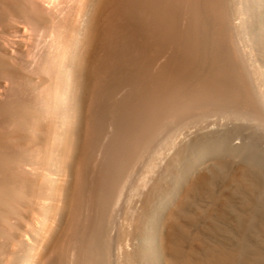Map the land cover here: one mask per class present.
<instances>
[{
  "label": "bare ground",
  "instance_id": "bare-ground-1",
  "mask_svg": "<svg viewBox=\"0 0 264 264\" xmlns=\"http://www.w3.org/2000/svg\"><path fill=\"white\" fill-rule=\"evenodd\" d=\"M95 2V6L109 9L104 22H94V9L82 26L83 7L79 8L77 0H0V91L11 96L0 100V264H161L157 233L154 242L137 236L138 262H123L113 255L116 248L120 253L125 247L119 230L113 232L118 227L116 219L130 211L126 198L131 187L126 182L143 162L147 147L163 142L158 137L171 123L183 120V126L190 129L211 123L210 118L243 123L240 130L244 133L239 132L254 137L246 141L258 137L264 146V55L255 54L252 39L259 37L257 23L264 26V19L245 23L247 10L241 0ZM93 43L98 49L92 53ZM162 52L168 53L166 61L154 66V59ZM79 75H84L83 87L75 89V96H66L65 86ZM37 78L49 82L38 84ZM24 83L44 99V105L25 102L29 90ZM121 88L125 92L118 94ZM57 94L62 95L60 101ZM51 96L54 100L47 103ZM83 104L87 116L81 120L83 134L78 135V112ZM50 108L62 121L69 119L66 127L52 133V141L48 138L52 119L45 115ZM235 123L239 129L240 124ZM109 124L111 130L103 142ZM239 132L235 137H246ZM235 137L225 138L223 144L230 157L256 149H252L255 142L248 143L247 150L245 139L235 146ZM98 150L101 155L96 160ZM62 173L73 176L64 187L54 177ZM142 176L138 177L140 205L144 208L150 199L153 204L149 208L158 218V197H145ZM248 184L264 194V179L259 175ZM61 196L63 204L53 206L50 199ZM246 201L253 204L250 196ZM56 210L63 212L59 219L56 216L59 221L52 218ZM26 212L32 217L27 218ZM143 219L139 214L141 227ZM240 220L244 230L241 243L250 232L261 237V245L231 250L212 246L202 262L185 257L179 264H264V216L248 223ZM53 221L59 222L58 227ZM154 226L158 230V221Z\"/></svg>",
  "mask_w": 264,
  "mask_h": 264
},
{
  "label": "rangeland",
  "instance_id": "rangeland-1",
  "mask_svg": "<svg viewBox=\"0 0 264 264\" xmlns=\"http://www.w3.org/2000/svg\"><path fill=\"white\" fill-rule=\"evenodd\" d=\"M95 1L96 0H91V1L85 0V2H83L81 0L80 1L77 0V4H79L78 5L79 8L81 9V7H83L81 10L82 15L80 18V23L83 24L82 26L86 25V19L89 17L91 12L93 14L92 10H94V9H95L94 15H96V10H97V15H96L97 17L94 16V22L96 24H102L104 22L107 14H108L107 12H109V9L106 6H103V7L100 6L102 8H100L98 6L100 9H102V10H99V8L97 7V4L95 6V3H96ZM241 1H242V3L244 2L243 7H245L244 8L245 11L247 10L246 11L247 17H245V18H247L248 22L245 19V23L249 24L251 22L262 21L264 19V0H249V1L241 0ZM257 1H259V2H257ZM86 2H88V3L86 4ZM81 4H83L86 7H84ZM105 7H106V9H104ZM100 11H101V13L99 14L98 12H100ZM257 24L259 26V28H258L259 30L257 29L256 34L259 33L258 35H259V37H262V39L259 40V37H256V36L255 37L253 36L252 39H253V42H255L254 43L255 54H257L259 57H263V55H264V36H262L261 34L264 33V26L261 25V22H258ZM255 32H256V30H255ZM97 49H98L97 44L93 43V45H91V52L93 53ZM167 56H168L167 52L160 53L155 58L156 61H155V59L153 61L154 66L160 65L163 62H165L166 60H164V59H167ZM156 62H157V64H156ZM76 78H78V79L76 80ZM83 79H84V75H79V77L75 76V82H72L71 83L72 85L71 84H69V85L64 84V86L66 85L65 89H64L65 95L67 96V94H68V95L75 96L74 94L78 91L75 89L83 87L81 85V81ZM38 80H39V83H38ZM1 81L6 82L7 79L1 78ZM36 82L38 84H40V83L43 84L44 82L48 83L49 81L46 78H43V79L37 78ZM11 83L12 82H10V84ZM76 83H77V85H76ZM70 85L73 87H71ZM24 87L29 90V93H27V95L25 96V102L27 104H29V105H31V104H42L41 102H43L42 105H44V99H42V97H41V99H39L38 97H40V96H38L35 92L30 90L31 86L29 83H24ZM123 88L125 89V87H123ZM124 89L121 88L118 91V94L121 93V90H122V94H123L125 92ZM61 91H63V90H61ZM61 96L62 95L57 94L56 97H57L58 101L61 100ZM9 97H11V96L9 94L5 93V90L0 91V100H5ZM54 97L55 96H51L49 100L46 99L47 103L54 100ZM39 100H40V102H39ZM57 108H58V106H57ZM86 109H87L86 105L83 104L80 108V111L78 112V118L80 119V122L78 123V125L76 124L77 125L76 126V133L78 135L83 134V126H81L82 125L81 122L83 120H85V118L87 116V110ZM54 113H55L54 110H51V108L45 112V115H46V117H48V120L50 121L52 119L49 122L51 124V127H52V129H51L52 132L48 137L50 141H52V135L55 134L53 132H55L56 129H62L63 127H66L67 124L69 123V119H65L62 121L60 116L57 114H54ZM210 119L212 121L211 123H208L206 121V122H203L202 124H200L201 126L200 125H198V126L192 125L190 127V129L187 127L185 128L183 126V122H184L183 120L179 121V124H178V122H176V124L171 123L168 127H169L170 132H172L174 130L173 135H172V133H170L168 131V127H167V129H166L167 131L166 130L163 131L158 137V141H160V140L163 141V142H161V143H163L162 146L161 147L159 146L160 148H156L157 144L161 145V143L157 142L154 144V146L151 145V149H149V147H147L148 148V150L146 149L147 153L145 152L146 150L144 151V153H143L144 157L143 158L145 160L143 159V162H145V164H143V162L140 163L141 165H143V167L141 165L137 164L138 165L137 170H134L131 172V174H132L131 175V181L126 182V185L128 184V187L129 188L131 187L130 188L131 191L127 195L126 199H127L128 203H130L129 205L132 208L130 207V211L129 210L127 211V213H126L127 215L122 214L121 217L119 216L120 218L118 217L119 218L118 220L116 219V224L118 225V227L116 228V230L113 233L115 234L116 231L119 230L118 232L121 233L120 236H122L121 239L124 241L125 247H124V250H122L123 252L121 251L120 253H118L117 248L115 249V252L113 253L115 258L117 257L118 259H120L123 262L127 261L129 259H132V262H133V260L138 262L139 256L137 257L136 255H138L137 252H138V248H139L140 238H144V240H146V242H149V241L154 242V240H152V239H154V236L156 235V233H157V238H158L157 241H159L158 247H159L160 252H161V264H175L174 262L179 264V262L181 263L182 259L185 257H187L188 259L193 260V261L202 262V260H204L206 257L205 255H206L207 249L211 248L212 246L222 247L224 249L227 248V249L231 250V249H235V247L247 249L248 247L250 248V247L255 246V245H261V243H260L261 237L257 238L256 235H254L253 233H250V232L246 233V241L245 242L243 241L241 243L240 237L244 234V230L239 226L238 219L239 220L243 219L240 221H243V223H248V222L254 221L253 219H257L261 216H264V212H263L264 201H262V200H264L263 199L264 194L261 192V190L258 191V189L257 190H254L252 188L250 189L249 188L250 186L248 184L257 175H259L261 178L264 179V158L262 159V157H261L262 154H260L259 157L257 155L258 153H263V157H264V146L262 145V142L260 139H258V137H255L254 140L252 139L254 142L252 140L251 141L248 140L249 142L246 141L247 139H251L254 137H247V135L242 134V133H244L243 132L244 130H240V129H241V127L243 129V126L241 125L243 123L240 124L239 121H235V120L232 121V119L227 120V121L223 120V122H222V120L219 119L220 120L219 121L216 118H210ZM235 122L240 124L239 129H238V127H235V126H238V124L236 125ZM228 123H229V126L226 125ZM173 124L175 125L176 129H173V127H174ZM78 127H79V129H78ZM170 127L172 130L170 129ZM234 127H235L236 131L233 130ZM110 130H111V125L109 124L106 132L103 135V138H102L103 142H105L108 139ZM239 131H241L242 133ZM236 132H239L240 134H242V136H246V137H242V139H238L234 135V133L236 134ZM161 136H164V137H161ZM232 136L235 137V138H233V141H235V143H234L235 146L236 145L239 146L240 143L242 144L243 143L242 141L245 139L244 141H246V142L243 144H245V148L247 150L249 148H247L246 145H249L248 143L252 144L255 142H256V144L252 145V149H255V148L256 149L252 150V152L250 151L248 153H247V150H245L247 154H245V152L244 153L240 152L242 154H241V156L239 155V157H237V158L235 157L236 154H234L235 155L234 157H230L231 153H229L223 149V144L225 142V138L227 139L228 137H232ZM167 137L170 139H168ZM215 144H219L220 146L214 147ZM51 145H52V142H51ZM238 146H237V148H238ZM254 146H256V147H254ZM250 147H251V145H250ZM210 148H211V150H210ZM201 150H205V151H201ZM223 150H224V152H223ZM240 150L241 149H239L238 151H240ZM250 150H251V148H250ZM210 151H212L211 155L209 154ZM256 152H257V154H254ZM213 153L215 154L214 156L212 155ZM233 153H236V152H233ZM237 154H238V152H237ZM252 154L257 155V157L255 156L257 160L255 159L254 155H252ZM100 155H101V153L98 150V153L95 155L96 160H98L100 158ZM226 155L229 156L228 161H230V163L226 160V158H225ZM250 155H252V158L250 157ZM212 156H213V158H211L209 160V158ZM214 157H216V158H214ZM248 157H250V158L248 159ZM222 158H223V160H221ZM54 159H55V161L58 160L57 158H54ZM246 159L250 160V162ZM259 159L261 162L263 160L262 164L258 163ZM235 160L237 161V163ZM241 160L243 161V163H240ZM226 161H227V163H226ZM246 161H248L250 164ZM252 162L254 164L256 163V165L253 164V166H255L253 168H255V169L257 168L258 169V170L256 169L257 171L252 168V166H251ZM215 163H216V165H215ZM217 163H218V165H217ZM239 163L242 166H240V165L238 166ZM55 164H56L55 162L51 163V167L53 166L52 168H54V169L56 168ZM209 164H211V165H209ZM245 164H247V165H245ZM257 164H260L262 167L259 165V167H260V169H259ZM236 165L238 167H236ZM210 166L213 170L209 169ZM219 166L222 168V170ZM229 166H230V168H229ZM226 167L228 168V170L226 169ZM135 168H136V166H135ZM135 168H133V169H135ZM139 168L142 172L141 175H143L142 180H141L142 182L140 184L142 187L141 188L142 191L145 193V197H146V195H149V198H151V200H155V199H152L153 197L154 198L158 197V198H156L157 200H159V206H160L159 210H158V218L157 217L155 218L152 215V210H151L152 206L151 205L153 204V202H152V204L149 203L150 199L148 197H147V199H149V201L146 199V202L147 201L148 202L145 204V205L148 204V206L144 205V208H142L143 206L140 205L141 197L139 196V193H138L139 192V189H138L139 188V184H138L139 178L138 177H141V175L140 176L138 175L139 171H140ZM215 168H217V169H215ZM66 170H68V169H66ZM243 173H245V174L243 175ZM67 174H69V173H62V174L54 175V177L57 180V183L59 185L64 187V186H67L72 181L73 176L69 174V176H70L69 177ZM246 174H247V176H245ZM58 176H61V178L59 177L60 181L58 180ZM241 183L243 186H241ZM238 184H240V185L238 186ZM246 184H247V186H246ZM49 185H47V186H49ZM136 186H137V189H136ZM155 186H157V187H155ZM236 186H238L239 190ZM128 187H126L127 188L126 191H128V189H129ZM48 188H50V186L47 187V189ZM248 189H249V191H247ZM48 191H51V188L48 189ZM238 191H239V193H238ZM241 191H243V192H241ZM252 192L255 194H253ZM259 193H260V195H259ZM150 194H151V196H152V194L154 196L150 197ZM246 196L247 197L250 196L253 198V202H252L253 204L246 203L247 202ZM257 197H258V199H257ZM261 198H262V200H261L262 205L260 206L259 204H260ZM62 199H63V196H61L60 198H58L56 200L54 198H51L50 200H51L53 206H59V205L61 206L63 204ZM243 200H245V201H243ZM257 207H260L263 209L259 210ZM250 209H251V211H250ZM255 209L256 210L258 209L260 212L258 210L255 211ZM252 210L254 212H252ZM149 212H151V213H149ZM237 212H239V213L241 212V214L243 216L244 215L245 216L243 218H241L242 215L239 214L240 216H238ZM248 212H250V213H248ZM255 212H256L257 216L255 215ZM25 214H27V216L25 215L27 218L32 217V215L28 212H26ZM139 214L144 216L143 222H144L145 226L143 225V227H141L139 225V223L137 222L138 221L137 217ZM61 215H63V212L61 210H56L55 213L52 214V216H54L52 218H54L53 220H55V219L58 220ZM246 215H248L249 217ZM56 216L58 219L56 218ZM124 216L126 217L127 220L124 219L125 218ZM237 217H239V218H237ZM251 217L253 219H251ZM122 218H123V220H122ZM58 221H56V222L53 221L54 224L56 223V227H58L57 225H59ZM120 221H122V222H120ZM153 221H154V223L156 221H158V223H159L158 230H155V228H154L155 226H154ZM57 222H58V224H57ZM52 225H53V223H52ZM53 226H55V225H53ZM137 236H139L140 238ZM136 238H139V239L137 240ZM246 242H247V244H246ZM248 242H249V244H248ZM250 242H252V243L250 244ZM242 244H243V246L245 244V246L242 247L241 246ZM247 245H248V247H247ZM149 256H151V255L149 254ZM156 260H157V262L158 261L160 262V259H156ZM175 260H178V261H175ZM246 264H250V263H246Z\"/></svg>",
  "mask_w": 264,
  "mask_h": 264
}]
</instances>
